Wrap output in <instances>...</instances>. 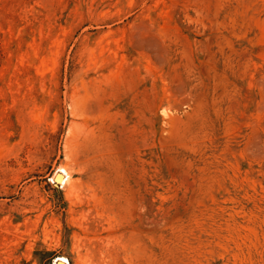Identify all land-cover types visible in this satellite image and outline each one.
<instances>
[{
  "label": "rangeland",
  "instance_id": "obj_1",
  "mask_svg": "<svg viewBox=\"0 0 264 264\" xmlns=\"http://www.w3.org/2000/svg\"><path fill=\"white\" fill-rule=\"evenodd\" d=\"M58 257L264 264V0H0V264Z\"/></svg>",
  "mask_w": 264,
  "mask_h": 264
},
{
  "label": "bare ground",
  "instance_id": "obj_2",
  "mask_svg": "<svg viewBox=\"0 0 264 264\" xmlns=\"http://www.w3.org/2000/svg\"><path fill=\"white\" fill-rule=\"evenodd\" d=\"M60 170L63 173L62 182L63 184H71V173L66 167H61ZM55 264H70L69 260L66 257H58Z\"/></svg>",
  "mask_w": 264,
  "mask_h": 264
},
{
  "label": "water",
  "instance_id": "obj_3",
  "mask_svg": "<svg viewBox=\"0 0 264 264\" xmlns=\"http://www.w3.org/2000/svg\"><path fill=\"white\" fill-rule=\"evenodd\" d=\"M59 176H60V174L57 175L56 180H57V178H58Z\"/></svg>",
  "mask_w": 264,
  "mask_h": 264
}]
</instances>
